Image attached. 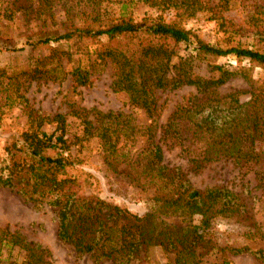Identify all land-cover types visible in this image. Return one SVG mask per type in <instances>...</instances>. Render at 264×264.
<instances>
[{"label":"trees","instance_id":"16d2710c","mask_svg":"<svg viewBox=\"0 0 264 264\" xmlns=\"http://www.w3.org/2000/svg\"><path fill=\"white\" fill-rule=\"evenodd\" d=\"M76 1L75 13L65 16L66 29L61 34L32 36L25 45L36 50L62 41L82 43L102 41V47L93 55L113 68L112 88L124 93L129 103L141 109L149 123L140 127L126 121L122 113H102L95 108L72 110L71 116L79 121L78 134H71L63 114L43 116L27 113L28 124L23 131L10 135L0 158V188L15 190L26 201L44 202L56 211L57 238L72 244L79 255H89L94 264L111 261L113 264H151L148 258L152 248L175 255L173 264H199L195 261L201 252L215 248L212 240L213 222L219 216L244 215L246 205L239 195L226 187L195 189L179 167L163 162V151L157 135L179 139L183 130L197 140L196 168L219 157L238 156L237 164L244 167L253 151L244 153L238 142L264 143V83L248 75L249 70L230 71L224 66L207 62L209 75L199 76L194 60L234 56L264 70V0L252 1L249 7L254 38L252 48L233 46L222 48L198 39L189 30L175 22L166 23L145 17L138 23L122 15L115 20L101 18L99 0H23L16 9L7 7L1 19L23 24L31 20L44 24L53 20L51 11L60 2ZM238 0H126L122 11L137 3L164 6L194 15L198 12L220 11ZM167 3L168 5H165ZM31 14V15H30ZM126 14V13H124ZM31 16L33 18H31ZM224 25V19L219 16ZM179 44L192 47L194 56L179 58L174 63ZM1 51V50H0ZM52 68L45 69L46 57L38 59L34 68L22 71L27 79H63L70 75L73 84L85 86L89 73L76 67L66 72L60 65V56L71 59V53L52 50ZM242 78L249 90L224 97L215 95L217 88L232 78ZM11 78V77H10ZM10 80H13L10 79ZM16 87L17 83H12ZM193 87L195 96L188 105L179 106L168 121L159 123L161 106L155 92ZM247 94V101L239 97ZM44 125H55L53 131L42 130ZM143 141L140 148L139 141ZM91 143L96 144L103 164L113 173L126 164L154 189V195L143 216L99 198L97 194L80 195L79 187L91 188L96 180L91 174H79L84 162L80 154ZM137 147V148H136ZM191 144L187 145L190 150ZM86 151V150H85ZM199 152V153H198ZM90 179L92 181H90ZM97 183V182H96ZM246 187H244V191ZM224 255L249 254L264 264V248L223 247ZM0 264H52L50 252L40 244L28 241L8 227L0 228ZM171 264V263H162ZM207 264H218L215 262ZM221 264H227L222 262Z\"/></svg>","mask_w":264,"mask_h":264},{"label":"rangeland","instance_id":"374dc122","mask_svg":"<svg viewBox=\"0 0 264 264\" xmlns=\"http://www.w3.org/2000/svg\"><path fill=\"white\" fill-rule=\"evenodd\" d=\"M99 1L103 23L122 15L130 18L133 23L149 17L166 23L175 22L198 39L224 49L238 45L252 48L254 44V38L249 32L251 23L248 17L252 11L249 7L252 6V1L238 0L230 3L218 15L211 12L189 15L181 10L168 8L162 3L153 6L137 3L122 11L121 2L126 0ZM155 1L162 0H149V3ZM22 3L23 0H0V158L3 156L6 139L10 135L20 133L29 125L27 121L29 111L43 116L65 115L71 134H78L80 126L79 121L70 113L79 109L95 108L102 113H122L126 116L124 117L126 121L140 127L149 123L144 112L132 106L124 93L114 92L113 68L110 63L95 59L93 52L101 49L104 40L100 42L87 40L82 43L62 41L36 50H31L25 45L26 39L35 35L50 36L63 33L67 26L65 16L67 13H75L78 8L76 1L57 3L51 11L54 14L53 20L48 19L44 24L34 20L28 24L17 21L15 17L22 16V11L14 14L13 21L1 19L7 7L16 9L17 7L13 6ZM219 16L224 19L223 26H221L223 21L218 19ZM53 49L58 51L56 55H60L62 51L71 53L70 60L60 56L61 68L66 72L69 73L76 67L88 71L89 82L85 86L73 84L70 75L63 79L39 80L27 79L22 75V71L34 68L36 61L44 57L47 58L45 69H51ZM190 55H195L192 47L179 44L173 62L176 63L179 58ZM207 62L224 66L230 71L249 70L248 75L257 82V85L264 83L263 69L245 61L239 62L234 56L194 60L195 71L199 76L209 75ZM12 78L13 80H10ZM14 82L17 83L16 87L12 85ZM249 88L242 78H232L217 88L215 95L224 97L235 92L247 91ZM155 95L158 105L161 106L159 123L163 125L179 106L190 104L195 96L199 99L193 87H182L173 91L157 90ZM248 97L247 94H243L239 100L242 103L247 101ZM54 127L55 125H44L42 130L51 132ZM156 139L159 140L163 151L164 164L179 167L195 189L226 187L239 195L246 205L244 215H224L214 220L211 238L215 248L201 252V256L195 261L200 262L199 264L211 262L261 264L249 254L222 255L218 249L245 246L251 249L264 248V143L259 140L238 142L242 152H254L244 167L237 164L235 159L238 156L234 155L231 158L221 156L196 168L191 162L195 157L190 151H195L197 145L193 144L197 140L190 132L183 130L179 139L170 138L168 135L164 137L157 135ZM142 144L143 141L140 140L137 147L140 148ZM189 144L190 150L186 148ZM97 152L96 144L91 143L80 154L84 162L77 174L84 179L85 174L89 173L97 183L93 181L95 187L91 188L82 184L78 193L85 196L95 193L102 200L119 205L133 215L143 216L150 204L149 200L154 195V189L143 179L137 183L134 168L127 167L126 164L119 167L118 173L111 172ZM4 227L47 249L51 254L52 264H94L89 255H79L72 244L63 243L57 238L56 211L53 208L44 202L26 201L15 190L8 188H0V228ZM148 258L151 264H173L175 255L164 253L160 248H152ZM103 264L113 263L104 261Z\"/></svg>","mask_w":264,"mask_h":264}]
</instances>
